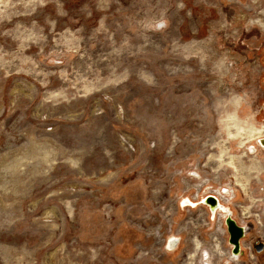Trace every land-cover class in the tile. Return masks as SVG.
I'll list each match as a JSON object with an SVG mask.
<instances>
[{"label":"rangeland","instance_id":"rangeland-1","mask_svg":"<svg viewBox=\"0 0 264 264\" xmlns=\"http://www.w3.org/2000/svg\"><path fill=\"white\" fill-rule=\"evenodd\" d=\"M261 139L264 0H0V264H233Z\"/></svg>","mask_w":264,"mask_h":264},{"label":"flooded vegetation","instance_id":"flooded-vegetation-1","mask_svg":"<svg viewBox=\"0 0 264 264\" xmlns=\"http://www.w3.org/2000/svg\"><path fill=\"white\" fill-rule=\"evenodd\" d=\"M197 206L198 205H196L190 199L184 200V202L182 204V207H184V208H186V207L196 208ZM218 210H220L221 212H225V213L228 212L229 213L228 215H230V218L233 219V211H231L230 209H227L225 207V205H223L220 202V200H219ZM218 210L215 212L213 217H215ZM210 214H211V212H210ZM225 223H226V219L223 220V224H225ZM243 228H244V233H243L242 237L239 239L238 247H235V245L230 243V234L227 230L228 244H229L228 253L234 261L233 264H264V239L257 238L256 240L252 241L249 246H247L246 244H244V240L248 237L247 232H248L249 228H247V227H243ZM178 247H179V245H178ZM178 247H177V249H178ZM167 248H169L168 242H167ZM175 251H173L171 253H174Z\"/></svg>","mask_w":264,"mask_h":264},{"label":"bare ground","instance_id":"bare-ground-1","mask_svg":"<svg viewBox=\"0 0 264 264\" xmlns=\"http://www.w3.org/2000/svg\"><path fill=\"white\" fill-rule=\"evenodd\" d=\"M260 144L264 146V139L260 140ZM202 204L206 205L209 208L211 214L214 216L215 212L218 210L219 207V199L216 197L208 196L202 200ZM179 244L180 240L178 238H170L168 241L169 248H167V250L173 252L177 249Z\"/></svg>","mask_w":264,"mask_h":264},{"label":"water","instance_id":"water-1","mask_svg":"<svg viewBox=\"0 0 264 264\" xmlns=\"http://www.w3.org/2000/svg\"><path fill=\"white\" fill-rule=\"evenodd\" d=\"M226 226L230 234V243L238 247L239 239L244 233V228L239 226L232 218L226 219Z\"/></svg>","mask_w":264,"mask_h":264}]
</instances>
